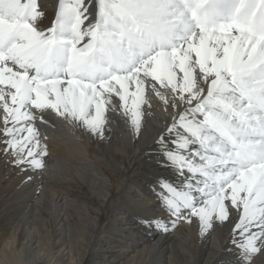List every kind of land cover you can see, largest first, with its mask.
Listing matches in <instances>:
<instances>
[{"label": "snow or ice", "instance_id": "obj_1", "mask_svg": "<svg viewBox=\"0 0 264 264\" xmlns=\"http://www.w3.org/2000/svg\"><path fill=\"white\" fill-rule=\"evenodd\" d=\"M42 17L37 0H0V155L43 170L49 110L103 138L114 96L138 135L154 95L172 225L196 217L205 235L230 203L237 264L264 254V0H58Z\"/></svg>", "mask_w": 264, "mask_h": 264}, {"label": "bare ground", "instance_id": "obj_2", "mask_svg": "<svg viewBox=\"0 0 264 264\" xmlns=\"http://www.w3.org/2000/svg\"><path fill=\"white\" fill-rule=\"evenodd\" d=\"M50 27L58 0H37ZM106 112L103 138L49 110L43 170H22L0 155V264H237L239 211L201 235L198 218L178 221L154 193L157 143L171 117L154 95L139 134L119 110ZM160 219L168 230L145 221ZM252 264H264V254Z\"/></svg>", "mask_w": 264, "mask_h": 264}]
</instances>
